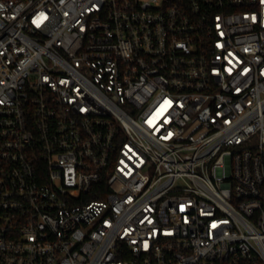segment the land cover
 <instances>
[{
    "label": "built area",
    "instance_id": "2783aa9c",
    "mask_svg": "<svg viewBox=\"0 0 264 264\" xmlns=\"http://www.w3.org/2000/svg\"><path fill=\"white\" fill-rule=\"evenodd\" d=\"M0 264H264V0H0Z\"/></svg>",
    "mask_w": 264,
    "mask_h": 264
}]
</instances>
